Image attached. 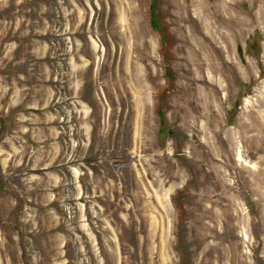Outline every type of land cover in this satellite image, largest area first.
<instances>
[{"label": "rangeland", "instance_id": "1", "mask_svg": "<svg viewBox=\"0 0 264 264\" xmlns=\"http://www.w3.org/2000/svg\"><path fill=\"white\" fill-rule=\"evenodd\" d=\"M0 264H264V0H0Z\"/></svg>", "mask_w": 264, "mask_h": 264}, {"label": "trees", "instance_id": "2", "mask_svg": "<svg viewBox=\"0 0 264 264\" xmlns=\"http://www.w3.org/2000/svg\"><path fill=\"white\" fill-rule=\"evenodd\" d=\"M150 9H151V15H150V25L153 27V28H156V30H158L159 31V33L162 35L161 37H162V40L164 41L165 40V36H164V34L161 32V31H163L162 30V28H161V26H162V23H161V21L159 20V15H158V17H157V15H156V13H155V9H156V7H154L153 8V6H152V8L150 7ZM161 122L163 123V118H162V120H161ZM160 130H162V133H165V130H164V127L162 126V128H160ZM169 132H171V131H169Z\"/></svg>", "mask_w": 264, "mask_h": 264}]
</instances>
